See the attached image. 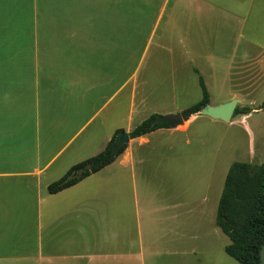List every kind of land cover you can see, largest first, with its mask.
<instances>
[{
	"label": "crops",
	"instance_id": "obj_1",
	"mask_svg": "<svg viewBox=\"0 0 264 264\" xmlns=\"http://www.w3.org/2000/svg\"><path fill=\"white\" fill-rule=\"evenodd\" d=\"M215 1L214 4L207 0H186V33L189 28L204 29L207 24L204 20L216 21L219 29L255 18V13L264 14V0ZM155 3L158 7L157 0L152 4ZM150 6L145 0H0V264H154L167 254L178 256L176 244L183 237L175 224L171 229L158 227L175 220L169 215L171 207L157 200L160 191L115 187L113 182L98 178L104 172L119 173L121 181L127 183L131 174L134 185L136 150L150 146L153 136L187 131L201 116H194L178 127L162 128L131 139L112 164L55 194L49 192V185L76 165L72 162L51 171L56 159L112 97H97L94 106L99 100L107 101L88 118L90 97L80 96V117L73 116L64 122V131L70 129L74 135L58 152L48 151L44 156L38 141L33 142V84L38 81L40 68L48 67L49 63H80L81 81L86 78L88 63L93 77L89 80L93 83L91 87H107L113 77L103 75L92 63H113L109 46L115 47L119 37L130 35V21H138L143 27ZM156 15L152 29L162 22L160 7ZM221 31L217 30L213 36V47L206 46L207 36L199 41L200 36L194 33L190 45L187 35L185 59L188 63H235L231 69L230 99L249 102L251 88L237 90L234 81L236 68L249 60V53H239L235 32L224 33L225 28ZM64 40H71L73 47L64 46ZM248 44L257 43L248 41ZM225 49L228 51L224 52ZM129 82L128 78L124 86ZM252 112L240 117L249 119ZM209 120L212 125L223 123ZM236 121L227 123V128L237 125ZM245 131L254 151L255 132ZM160 145L155 143V147ZM167 244L170 250L171 245L177 250L169 251Z\"/></svg>",
	"mask_w": 264,
	"mask_h": 264
},
{
	"label": "rangeland",
	"instance_id": "obj_2",
	"mask_svg": "<svg viewBox=\"0 0 264 264\" xmlns=\"http://www.w3.org/2000/svg\"><path fill=\"white\" fill-rule=\"evenodd\" d=\"M145 1L151 6L144 26L137 24L138 21H130V35L122 39L119 37L115 47L109 46L113 63H92L96 70L103 71V75L106 73L113 77L107 87H91L93 83L89 80L93 77L88 63L86 78L81 81L80 63H49L48 67L43 65L40 68L38 81L33 84V142L38 141L44 156L48 151L51 154L58 152L74 135L70 129L64 131V122L73 116L80 117V96L90 97L88 118L112 97L58 156L51 171L72 162H84L102 152L119 128L132 130L154 112H161L162 115L179 113L198 103L202 99V90L195 69L203 75L213 104L230 101L233 91L231 69L235 63H188L184 55L187 35L190 45L191 34L194 33L200 36L199 41L207 36L206 46L213 47V36L217 30L225 28L224 33L235 32L239 53L243 55L246 51L250 56L247 62L237 63L241 66L236 68L234 81L238 84L237 90L251 88V101L240 104L254 110L251 117L244 119L238 115L234 118L237 125L227 128L229 124H223V121L212 125L210 118L201 116L192 122L187 131L153 136L150 146L136 150L134 185L131 174L127 183L121 181L119 173L106 175L109 172H104L98 179L130 190L133 186H137L139 191L157 189L161 193L157 200L171 207L169 215L175 220L171 219L168 225H161L160 222L158 227L171 229L175 224L183 238L176 244L178 250L173 245L170 250L168 244L166 248L171 252L177 250L178 256L167 254L154 264H240L225 252L230 239L217 227L216 215L231 164L236 161L264 162V109H260L264 102V14L255 13V18L252 16L248 21L243 19L239 24L219 29H216V21L204 20L207 23L204 29L189 28L186 33V0H157L162 22L156 29H152V22L158 7L156 3L152 4L154 0ZM248 41L257 44H248ZM64 46L73 47V43L64 40ZM227 51L225 49L224 52ZM210 52L217 54L213 50ZM34 76L33 66V80ZM128 78L130 82L124 86ZM261 83V89L255 92ZM101 95L107 99L97 101L94 106V100ZM85 121H81L80 125ZM245 129L250 134L255 132L254 151ZM156 142L161 143L160 147H155ZM145 234L148 235L147 232Z\"/></svg>",
	"mask_w": 264,
	"mask_h": 264
},
{
	"label": "trees",
	"instance_id": "obj_3",
	"mask_svg": "<svg viewBox=\"0 0 264 264\" xmlns=\"http://www.w3.org/2000/svg\"><path fill=\"white\" fill-rule=\"evenodd\" d=\"M195 72L199 76L202 99L182 111L185 121L211 100L203 75L198 69ZM260 109H264V102ZM252 110L238 106L234 118L249 114ZM161 116L154 113L135 126L129 132L130 138L141 137L162 128H174L167 122H157ZM124 132V129L117 130L102 152L71 167L61 179L49 185V192L55 194L70 188L112 164L127 147L126 144L114 150L119 136ZM216 225L230 239V244L225 246L228 256L240 264H261L264 242V162L252 165L250 162L236 161L231 164L218 205Z\"/></svg>",
	"mask_w": 264,
	"mask_h": 264
},
{
	"label": "water",
	"instance_id": "obj_4",
	"mask_svg": "<svg viewBox=\"0 0 264 264\" xmlns=\"http://www.w3.org/2000/svg\"><path fill=\"white\" fill-rule=\"evenodd\" d=\"M242 103L241 99H232L230 101L213 104L211 101L202 106L194 115L209 117L214 120L223 121L225 123H230L234 119V114L236 108ZM157 122H167L173 127H178L183 125L186 121L182 115L179 113H170L162 115ZM131 138L129 132H124L119 136V140L114 147V150L119 149L121 146L126 145L130 142ZM261 264H264V242L261 248Z\"/></svg>",
	"mask_w": 264,
	"mask_h": 264
}]
</instances>
